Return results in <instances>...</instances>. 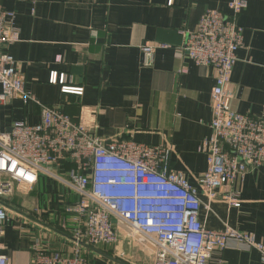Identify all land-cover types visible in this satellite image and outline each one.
I'll return each instance as SVG.
<instances>
[{"label": "crops", "instance_id": "crops-1", "mask_svg": "<svg viewBox=\"0 0 264 264\" xmlns=\"http://www.w3.org/2000/svg\"><path fill=\"white\" fill-rule=\"evenodd\" d=\"M14 13L18 39L6 46L25 91L35 102L59 106L81 120L103 140L132 138L170 148L169 177L208 201L199 183L207 169L199 152L210 136V94L214 72L197 67L181 51L183 30H194L207 9L229 13L230 0H0ZM237 23L243 28L229 84L230 107L264 118V0H246ZM165 44L149 66L142 64L140 45ZM187 72L177 74L179 66ZM50 72L82 94L63 93L49 82ZM37 105L13 96L0 103V128L14 121L37 124ZM223 186L219 193H227ZM239 204L212 200L199 219L209 230L254 234L264 244V164L248 171L239 188ZM76 194L50 176L39 175L29 193L2 202L9 220L3 243L8 264H33L31 245L40 240L50 252L71 254L75 242L52 228L58 212ZM56 229V228H55ZM124 228H121V231ZM125 232V231H124ZM115 244H81L88 264H153L144 247L132 245L129 231ZM204 264H264L258 252L234 240L222 248L208 242Z\"/></svg>", "mask_w": 264, "mask_h": 264}, {"label": "built area", "instance_id": "built-area-1", "mask_svg": "<svg viewBox=\"0 0 264 264\" xmlns=\"http://www.w3.org/2000/svg\"><path fill=\"white\" fill-rule=\"evenodd\" d=\"M246 0H230L229 13L207 9L194 30H183L181 51L197 67L212 68L210 94L211 133L199 148L206 154L207 169L199 183L208 201L169 177L171 151L165 145L132 138L103 140L59 106L35 102L25 91L13 56L5 49L15 42L14 13L0 2V103L13 96L37 105V124L14 121L0 128V264H8L3 243L9 220L1 200L29 193L47 175L76 194L64 205L55 228L75 239L71 254L50 252L40 240L32 243L33 264H88L79 253L81 244L112 245L129 233L132 245L145 248L153 264H204L208 242L222 248L234 240L255 249L264 262V244L254 234L209 230L199 219L201 208L212 200L239 204V188L248 171L264 164V118L239 113L230 107L229 84L243 28L237 23ZM165 44L140 45L142 64L149 66L154 52ZM187 72L182 65L177 74ZM49 82L63 93L81 95L82 87L64 84V75L50 72ZM223 186L227 193H219ZM121 228H124L121 231ZM125 231V232H124Z\"/></svg>", "mask_w": 264, "mask_h": 264}, {"label": "water", "instance_id": "water-1", "mask_svg": "<svg viewBox=\"0 0 264 264\" xmlns=\"http://www.w3.org/2000/svg\"><path fill=\"white\" fill-rule=\"evenodd\" d=\"M8 130H10V129H8ZM52 229H53L54 231H56L57 233H59V234L65 236V237H67V238H69V239H71L72 241L75 242V239H73L71 236H69V235H67V234H65V233H63V232H61L60 230H57V229H55V228H52Z\"/></svg>", "mask_w": 264, "mask_h": 264}, {"label": "trees", "instance_id": "trees-1", "mask_svg": "<svg viewBox=\"0 0 264 264\" xmlns=\"http://www.w3.org/2000/svg\"><path fill=\"white\" fill-rule=\"evenodd\" d=\"M3 200V199H2ZM2 200H1V202H2ZM3 204H4V202H2ZM57 229V228H56Z\"/></svg>", "mask_w": 264, "mask_h": 264}]
</instances>
